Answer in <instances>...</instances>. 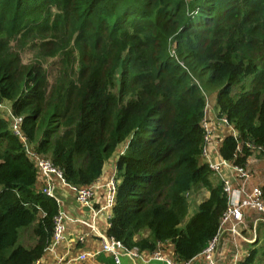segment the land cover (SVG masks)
<instances>
[{
  "label": "trees",
  "instance_id": "1",
  "mask_svg": "<svg viewBox=\"0 0 264 264\" xmlns=\"http://www.w3.org/2000/svg\"><path fill=\"white\" fill-rule=\"evenodd\" d=\"M213 95L237 133L220 155L247 168L264 155V0H0V105L20 128L0 114V264L41 262L54 236L61 205L37 190L34 156L79 188L114 159L108 234L143 260L221 242L226 181L201 161Z\"/></svg>",
  "mask_w": 264,
  "mask_h": 264
},
{
  "label": "crops",
  "instance_id": "2",
  "mask_svg": "<svg viewBox=\"0 0 264 264\" xmlns=\"http://www.w3.org/2000/svg\"><path fill=\"white\" fill-rule=\"evenodd\" d=\"M211 103L210 111L209 106L207 109L205 121L207 120L210 132L211 140L206 146V154H203L201 161L209 162L208 160L218 163L220 165L219 175L225 181H229L234 187L240 186V180L234 165L230 161L223 162V159L220 155V148L222 146V140L227 135L236 136L235 128L228 124L224 119L220 120L218 117L219 109L217 108V102L215 96L209 98ZM225 160V159H224ZM252 162L250 159L249 164ZM107 164V163H106ZM111 165L107 164L104 172V177L106 178L111 173ZM116 170V164L112 171ZM259 180V178H256ZM250 182L248 183L249 189L253 186L258 185L254 184L255 180L253 175L250 177ZM53 185H54V194L58 198L61 207L64 208L67 213L79 219H90L91 210L89 207H85L81 204L73 190L68 185H63L60 180L53 176ZM261 181V180H259ZM264 181V179H263ZM262 181V183H264ZM258 186H262L263 184ZM46 181L41 176L39 182L37 183V190L45 187ZM209 196V191L207 189H201L199 191H190L188 193V201L190 202L189 215H192L197 212L200 203L203 202ZM103 196L101 194L97 195L95 199L96 206H102ZM109 214L110 210H106L105 213H102L97 223H99L100 230L108 233L111 223H109ZM262 220H255L253 217V211L247 210L244 213L243 221L240 224V230L238 234H233L229 226L221 232V242L214 252V260L217 264H264L263 257H255L254 261L248 259L251 253L257 250V253L260 252V247L263 245L264 241H258V234L260 238H264V218ZM67 232L66 238L59 243L53 252L48 251L47 254L42 258V264H58L60 258H63V262L68 264H110L105 262L103 258H110L114 264H168L163 259H147L143 260L139 257L126 254L124 251H120L119 262L115 260L113 255L110 253L103 254L100 252L102 243L99 239L96 238L93 234L89 232L88 229L82 224L67 222ZM84 235L85 242L79 243L78 237ZM163 250L164 257L170 259L175 258L174 246L171 241L167 242L166 245H161ZM100 252V253H96ZM86 253L84 260H77L81 254ZM189 264H209V260L203 253H200L194 257Z\"/></svg>",
  "mask_w": 264,
  "mask_h": 264
},
{
  "label": "built area",
  "instance_id": "3",
  "mask_svg": "<svg viewBox=\"0 0 264 264\" xmlns=\"http://www.w3.org/2000/svg\"><path fill=\"white\" fill-rule=\"evenodd\" d=\"M15 124L13 125L15 131L20 134V128L18 127V119H16ZM205 122V127L207 129V134L205 136V142L206 144L209 143L211 140V132L208 126L207 121ZM207 146V145H206ZM204 154H206V147L204 149ZM35 165L38 168V171L40 172V175L43 177V179L46 181V187L44 188V192L50 196L55 197L54 191H53V185H51V177L53 176L59 178L64 184L66 182L63 179V176L61 172L56 169L49 160L39 158L38 156H34ZM211 167L219 173L220 165L218 163H215L211 161V159L208 160ZM223 162H228L223 159ZM239 180H240V186L234 187L229 181H226V190L228 192V207L225 211L223 218H222V230L225 229V227L229 226L231 229V232L233 234H238L240 230V224L243 221L244 217V210L249 209L251 211H256L259 214L264 216V199L261 198V188L259 186H253L251 189L247 186L250 182L251 174L246 168L237 167L235 166ZM117 183L115 182L113 177H110L109 179L105 180L104 183L97 182L91 187H70L75 191L77 200L83 204L87 205L92 209V216L90 219H79L76 217L70 216L67 211L64 210L63 207H61V211L59 212V215L55 219V231L54 236L51 242V245L48 247V251L53 252L55 248L59 245L60 242H62L66 238V232H67V222L72 223H79L86 227V229L89 230L91 234L96 236V238L99 239L100 243H102L103 246V252H108L117 262H119V256L120 251H124L126 254H130L132 256L138 257L139 253L136 248L131 249L126 247L122 242L116 240L114 237L106 234L105 232L100 230L99 223H97V220L99 216L105 212L108 209L113 208L114 201H115V190H116ZM99 190H104L105 193L103 196V205L95 208L94 204L91 203V199L98 195L97 193ZM55 199H57L55 197ZM57 202L60 204L59 200L57 199ZM79 243L85 242L84 235L78 237ZM219 238L218 236L213 238V241H211L210 245L206 248V250L203 252L205 257L209 260V264H217L216 260H214V252L216 251L217 247L219 246ZM86 253L81 254L77 260H84L86 257ZM147 259H163L164 261H169V258L163 255V250L158 249L152 252ZM63 258H60L58 261V264H68L67 262L62 261ZM40 261L36 262V264H39ZM41 263V262H40ZM190 263V262H189ZM186 263V264H189Z\"/></svg>",
  "mask_w": 264,
  "mask_h": 264
},
{
  "label": "rangeland",
  "instance_id": "4",
  "mask_svg": "<svg viewBox=\"0 0 264 264\" xmlns=\"http://www.w3.org/2000/svg\"><path fill=\"white\" fill-rule=\"evenodd\" d=\"M4 104L5 105H2V106L0 105V114H1V116L3 118L7 117L10 120V122L12 121L11 122L12 125H14L15 122H16V120L13 117L11 118V112H10V108H9V103H4ZM210 106H211V103H210ZM210 106H209V111H210ZM120 151H117L116 154L118 155L120 153ZM256 155H258V153H256ZM116 156H113L112 158H115ZM251 160H252V162L250 163V165L246 169L249 171V173L251 175H253V179L255 180L254 181L255 182L254 184L260 185L262 183L263 179H264V155H262L261 157H259L257 159L253 157ZM107 164L111 165V170L110 171L112 172V170L114 168V159L113 160H109L107 162ZM256 178H259V180H261V181H259ZM105 179L106 178L100 179V182L104 183L105 182ZM258 185H255V186H258ZM247 210H249V209H245L244 210V213ZM253 217H254L255 220H262L261 218H264L263 215L259 214L256 211L253 212ZM100 252H102L103 254H107L108 253V252L107 253L106 252H103V246H101ZM100 252H96V253H100Z\"/></svg>",
  "mask_w": 264,
  "mask_h": 264
}]
</instances>
